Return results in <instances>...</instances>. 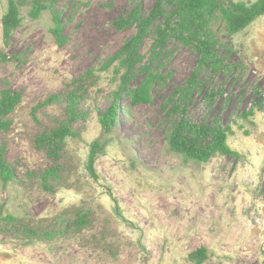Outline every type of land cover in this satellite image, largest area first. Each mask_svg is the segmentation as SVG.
Listing matches in <instances>:
<instances>
[{
  "label": "rangeland",
  "instance_id": "obj_1",
  "mask_svg": "<svg viewBox=\"0 0 264 264\" xmlns=\"http://www.w3.org/2000/svg\"><path fill=\"white\" fill-rule=\"evenodd\" d=\"M155 1L58 0L53 10L61 16L66 38L58 47L50 31L52 10L32 20L30 0L20 4L22 24L6 45L1 19L8 6L0 0V93L21 94L8 117L9 130L0 134L4 159L16 172L14 181H0V264H194L189 255L202 248L207 258L201 264H264V17L235 35L220 19L211 23L216 73L199 66L188 47L168 42L153 61L165 84L153 88L149 105L133 106L122 97L117 127L102 141L94 180L86 170L88 145L100 135L99 119L113 103L120 79L115 66L98 73L83 103L89 117L74 125L80 138L66 140L53 191H44L37 179L51 161L35 141L60 107L34 112L35 107L114 56L136 32L135 26L118 27L116 20L136 6L145 17ZM181 23L175 28L187 33ZM154 36L150 32L142 46L143 64L152 58ZM240 63L236 75L226 71ZM196 68L206 84L193 93L188 118L216 120L237 156L217 154L196 163L169 149L166 138L174 118L164 107ZM142 78L135 72L128 89ZM206 90L218 95L207 102ZM250 109L253 114L246 116ZM84 212L91 214L88 226L62 229L70 216Z\"/></svg>",
  "mask_w": 264,
  "mask_h": 264
},
{
  "label": "trees",
  "instance_id": "obj_2",
  "mask_svg": "<svg viewBox=\"0 0 264 264\" xmlns=\"http://www.w3.org/2000/svg\"><path fill=\"white\" fill-rule=\"evenodd\" d=\"M7 11L1 19L2 39L8 45L16 29L22 24L20 4L26 0H6ZM58 0H30L29 17L37 19L47 9L52 10L53 28L50 30L58 47L64 45L66 38L63 36L64 26L61 16L53 10ZM170 10V11H169ZM264 17V0L254 3H245L233 0H156L147 16L141 14L140 6L132 9L124 18L116 20L118 27L135 26V34L127 40L120 50L100 68L91 67L82 76L72 80L61 92L51 95L39 102L34 112L53 105L60 107L58 116H50L43 131L35 141V148L44 152L51 161V166L41 172L37 179L44 191L52 192L53 184L61 177L63 160L65 155L66 140L80 138V132L75 130L77 122H86L89 111L83 108L85 95L90 88L96 86L98 73L109 70L115 66V74L120 73L118 90L113 94V103L99 119L100 135L89 145L86 164L87 173L97 180L95 163L103 150V139L117 127L119 103L122 97L130 100L131 105H149L152 103L153 88L161 89L166 82V77L161 72L155 71L154 63L166 51L167 43L175 40L198 56L199 66L216 73L215 41L210 25L214 20L220 19L228 34L235 35L259 18ZM178 22L184 25L187 33L177 31ZM154 34L151 48L152 58L147 64H143L142 46L149 33ZM219 64V63H218ZM223 68V67H222ZM226 68V67H225ZM221 69V67L217 68ZM238 69L242 70V63L231 69L226 68L230 74L236 75ZM143 75L139 85L132 90L128 89L129 81L135 72ZM199 68L195 70L186 81L184 87L178 88L167 100L165 109L167 115L174 118L170 121L167 134L169 149L183 155L187 160L196 163H207L215 155L237 156L226 143V130L219 126L216 120L210 123H193L188 118V104L195 91H202L205 81L198 77ZM253 94L258 95L256 88ZM218 93L206 90L204 97L211 102ZM221 95V94H220ZM21 94L9 89L0 93V134H4L10 128L8 119L20 103ZM254 109H250L246 116L252 115ZM177 117V118H176ZM5 145L0 146V181L7 184L16 179L15 169L4 159ZM91 214L89 212L75 213L62 224V229H82L89 225ZM15 221L12 216L4 218ZM31 236L35 233L26 231ZM49 238L50 234H45ZM207 258L205 249H199L189 255L194 264H201Z\"/></svg>",
  "mask_w": 264,
  "mask_h": 264
}]
</instances>
